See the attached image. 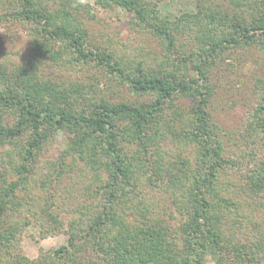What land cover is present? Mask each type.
<instances>
[{"label": "trees", "instance_id": "trees-1", "mask_svg": "<svg viewBox=\"0 0 264 264\" xmlns=\"http://www.w3.org/2000/svg\"><path fill=\"white\" fill-rule=\"evenodd\" d=\"M162 2L94 1L147 50L90 36L81 0H0V48L29 46L0 56V264H264V64L236 131L210 112L219 65L264 63V0ZM29 226L67 242L29 259Z\"/></svg>", "mask_w": 264, "mask_h": 264}, {"label": "rangeland", "instance_id": "rangeland-1", "mask_svg": "<svg viewBox=\"0 0 264 264\" xmlns=\"http://www.w3.org/2000/svg\"><path fill=\"white\" fill-rule=\"evenodd\" d=\"M81 1L82 3H88L93 6V18L90 20L87 18L84 19L90 36L94 38L99 33H104L111 38L114 36L116 40L118 39V41L126 44L128 47H140L142 45L147 50L151 49L148 40L142 41L141 37L129 31L128 21L130 15L128 13L120 9L103 10L95 5V0ZM160 11L162 16L174 18L182 12L194 11V0H163ZM3 34H5V30L0 29V36ZM28 48V38L24 35L15 44L9 43L8 45H2L0 48L2 54L0 56L9 62H21L25 60ZM142 50L145 49L142 48ZM137 52L140 51L138 50ZM231 62L234 64V68L227 65V63ZM263 64L256 55L241 56L240 54H235L233 59H226V62L219 65L214 71L215 76L213 77V81L215 83V89L211 98L210 112L215 122L225 131L231 133L241 126V122L246 116L253 100L252 72L258 71ZM48 70L52 71L50 67H48ZM74 76L76 77V75ZM74 76L71 75L70 78ZM65 141L66 139L64 137H57L47 143L46 148L39 158V165H41V161L43 162L46 159L53 160L64 147ZM34 178L36 179L38 176L35 175ZM62 218H66L67 220L73 218V215L69 214L66 217V214L63 212ZM67 238L66 234L60 233L42 239L38 235V228L29 226L21 235V250L29 259H35L39 255L40 250H52L65 245Z\"/></svg>", "mask_w": 264, "mask_h": 264}]
</instances>
